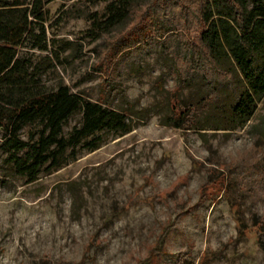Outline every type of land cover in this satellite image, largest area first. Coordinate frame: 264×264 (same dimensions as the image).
<instances>
[{
    "label": "rangeland",
    "instance_id": "374dc122",
    "mask_svg": "<svg viewBox=\"0 0 264 264\" xmlns=\"http://www.w3.org/2000/svg\"><path fill=\"white\" fill-rule=\"evenodd\" d=\"M173 2L160 33L150 26L151 14L171 0H151L110 31L93 28L91 20L95 12L103 18L108 2L45 6L36 28L45 27L48 50L35 47L33 36L18 47L27 88L65 84L117 109L132 105L135 126L125 134L102 131L101 147L80 149L68 165L31 183L0 148V264H264L252 227L264 217V98L234 130L214 129L226 123L213 113L194 128L163 124L171 115L169 90L176 93L182 84L167 76L165 63L198 26L194 3L185 20L187 0ZM143 31L153 35L152 47L141 53L143 44L134 43L110 60L114 43L136 40ZM119 71L126 95L112 96L105 79ZM195 93L193 86L180 97L189 101ZM81 120L75 113L65 132ZM39 129L38 123L24 127L22 138ZM2 135L0 127V144Z\"/></svg>",
    "mask_w": 264,
    "mask_h": 264
},
{
    "label": "trees",
    "instance_id": "16d2710c",
    "mask_svg": "<svg viewBox=\"0 0 264 264\" xmlns=\"http://www.w3.org/2000/svg\"><path fill=\"white\" fill-rule=\"evenodd\" d=\"M52 1L55 0H0V127L3 129L0 148L15 172L29 183L44 171L51 173L68 165L78 157L80 149L94 151L101 147L102 131L125 134L135 126L132 105L117 109L108 102L93 101L75 93L65 84L51 91L27 88V64L20 57L18 47L28 36H33L35 47L48 50L46 29L42 25L37 29L36 24H42L45 6ZM87 1L108 2L103 18L98 12L91 15L93 28L102 31H110L132 19L151 2ZM173 3L155 7L150 26L156 32L160 33L159 24ZM193 3L198 25L196 36L187 39L183 35L176 53L165 63L167 76L182 84L176 93L169 90L171 115L163 118V124L176 128L188 124L194 128L205 113H213L226 123L214 129L234 130L252 118L264 98V0H187L181 4L185 20ZM139 35L136 40L121 39L114 43L110 60H116L117 55L134 43L143 44L141 53L152 47L153 35L144 31ZM130 53L125 54L123 61ZM119 72L105 79L112 96L118 91L126 95L120 82L123 74ZM193 86L196 96L189 101L181 99L183 90ZM77 112L82 113L81 123L66 133V124ZM37 123L40 129L32 131L29 140L23 139L24 127ZM252 227L257 229V242L264 253V217H256Z\"/></svg>",
    "mask_w": 264,
    "mask_h": 264
}]
</instances>
